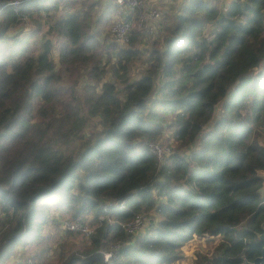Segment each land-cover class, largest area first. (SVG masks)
<instances>
[{
    "label": "trees",
    "instance_id": "obj_1",
    "mask_svg": "<svg viewBox=\"0 0 264 264\" xmlns=\"http://www.w3.org/2000/svg\"><path fill=\"white\" fill-rule=\"evenodd\" d=\"M10 1L0 0V264L39 239L51 211L93 227L88 243L59 244L58 264H113L114 243L122 264H181L204 235L222 238L193 264L261 254L264 0H185L155 26L135 76L147 35L110 36L115 2ZM156 140L171 146L163 158ZM115 199L125 206L104 207ZM151 210L143 233L126 231Z\"/></svg>",
    "mask_w": 264,
    "mask_h": 264
},
{
    "label": "rangeland",
    "instance_id": "obj_2",
    "mask_svg": "<svg viewBox=\"0 0 264 264\" xmlns=\"http://www.w3.org/2000/svg\"><path fill=\"white\" fill-rule=\"evenodd\" d=\"M99 1V9L103 8L104 2L103 0ZM185 0H146L148 3V7H157L161 11H163L162 17L157 20L156 22H153L154 26H156L158 29L165 27L167 24L172 23L174 15L181 9L182 3H184ZM145 0L144 3L147 6ZM229 0H225V4L227 5ZM129 14H131V17L133 21L135 22V28L138 26L137 22V13L138 10L128 11ZM115 16V15H114ZM122 18V12L120 11L117 15V17H112L110 21H107L105 24H107L106 31L109 32L111 35V28L114 22L117 19ZM28 27H32L31 24L27 25ZM154 37V35L144 36L142 40L137 44L138 48L142 51V58L135 59L131 62V72L135 76L137 73H140L141 70L147 65V53H146V47L151 46V40ZM54 58H58V47H55V50L53 52ZM109 65V64H108ZM110 68V65H109ZM110 76V73L107 75V78ZM262 138V141L264 142V135L260 136V140ZM52 216H54V219H50L47 223L44 224L43 229L41 231V236L38 240H32L26 242L25 244H22L19 247V250L15 254V256H12L9 260L5 262V264H58V251H59V244L62 241H70L72 244L71 246H80L84 243H88L90 241L91 236H86L83 233H78V235L69 234L67 231H64L62 228V220L63 219H69L68 216L62 217L59 216V211L50 212ZM89 222V221H87ZM222 238V237H221ZM221 238L218 236H214V238H211L210 240H213L214 242H218L221 240ZM72 247H69L68 249H71ZM42 255L35 256L37 252H41ZM202 251H206L204 248Z\"/></svg>",
    "mask_w": 264,
    "mask_h": 264
},
{
    "label": "built area",
    "instance_id": "obj_3",
    "mask_svg": "<svg viewBox=\"0 0 264 264\" xmlns=\"http://www.w3.org/2000/svg\"><path fill=\"white\" fill-rule=\"evenodd\" d=\"M21 0H12L10 3L19 4ZM120 7H124L127 9V12L138 10L137 13V22L139 29L147 35L154 34V24L159 20L163 11H161L157 7H148L144 3V0H113ZM129 13V12H128ZM133 29H135V22L129 14H125L121 19H117L111 28V35L114 39H116L121 45H126L129 41V37L132 34ZM151 150L159 157L163 158L165 153L171 152V146L167 143H163L160 140L151 141L150 142ZM126 204L125 199L119 200H111L105 201L104 207L108 208L110 205H115L117 207H124ZM1 216V209H0ZM157 219V215L154 210L142 212L138 214L134 219L124 223V227L128 233L138 234L143 233L148 223L151 220ZM62 228L64 231H75L79 233H83L86 236H90L93 232V227L90 223L80 220L74 219H63L62 220ZM120 243H114L110 249L104 251L105 260L113 263V264H122L120 257Z\"/></svg>",
    "mask_w": 264,
    "mask_h": 264
},
{
    "label": "crops",
    "instance_id": "obj_4",
    "mask_svg": "<svg viewBox=\"0 0 264 264\" xmlns=\"http://www.w3.org/2000/svg\"><path fill=\"white\" fill-rule=\"evenodd\" d=\"M108 1L114 2L113 0H103L104 5L106 3H108ZM152 1V0H150ZM146 2V0H145ZM146 4L148 5V3L146 2ZM119 6V5H118ZM122 12V16H124L125 14H129L127 12L126 8H122L119 6V10L114 14L116 17L118 15L119 12ZM114 16V17H115ZM26 28H28V26H26ZM261 142L264 144V142L262 141L261 138ZM220 237V235H217L216 237ZM211 238H214L213 235H204L202 237H196L190 241H188L185 245H184V257L179 260V263L181 264H193V260L196 257V253L198 250H203L204 248L207 250L209 248H211L213 246V244L215 243L213 240H210Z\"/></svg>",
    "mask_w": 264,
    "mask_h": 264
},
{
    "label": "water",
    "instance_id": "obj_5",
    "mask_svg": "<svg viewBox=\"0 0 264 264\" xmlns=\"http://www.w3.org/2000/svg\"><path fill=\"white\" fill-rule=\"evenodd\" d=\"M260 238L264 240V232L260 234ZM243 264H264V246L261 254L256 256L253 260L245 259Z\"/></svg>",
    "mask_w": 264,
    "mask_h": 264
}]
</instances>
